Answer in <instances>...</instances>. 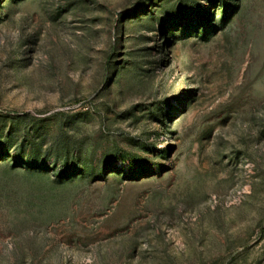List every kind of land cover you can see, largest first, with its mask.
<instances>
[{
    "label": "rangeland",
    "instance_id": "374dc122",
    "mask_svg": "<svg viewBox=\"0 0 264 264\" xmlns=\"http://www.w3.org/2000/svg\"><path fill=\"white\" fill-rule=\"evenodd\" d=\"M0 264H264V0H0Z\"/></svg>",
    "mask_w": 264,
    "mask_h": 264
}]
</instances>
